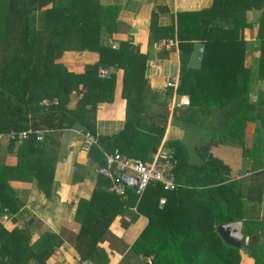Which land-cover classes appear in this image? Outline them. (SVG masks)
<instances>
[{"label": "trees", "instance_id": "trees-1", "mask_svg": "<svg viewBox=\"0 0 264 264\" xmlns=\"http://www.w3.org/2000/svg\"><path fill=\"white\" fill-rule=\"evenodd\" d=\"M243 1L214 0L208 9L178 16L176 27H167L165 33L167 38L178 40L180 73L175 93L187 95L189 99L187 105L178 108V116L202 129L215 131L219 141L240 144L244 143L246 123L255 121L254 149L264 155V100L261 98L256 104L249 102L252 71L244 64L248 49L244 29L250 26L245 14L250 8H261L257 34L260 56L256 66L262 76L264 5ZM116 12L117 7H104L97 0H0V132L29 128L47 131L42 140H37L32 133L16 144L15 166L0 165V189L3 190L0 197L7 196L16 203L9 181L32 178L38 190L49 197L55 155L48 142L56 148L54 135L74 124L95 136L96 143L88 151L98 167L105 164L106 153H122L123 145L127 154L134 147L138 152L155 151L160 145L169 111L166 102L157 101L156 106L161 110H155L153 101H145L146 55L131 40L120 42L118 48L100 41L102 32L115 29ZM155 18L151 17L150 38L157 32ZM197 42L204 45L202 64L191 67L189 59ZM74 49L97 51L99 60L85 65L84 71L78 74L56 63L65 50ZM15 66L19 69L16 72L12 69ZM112 66L123 69L126 122L116 135L98 137L96 107L101 102L112 101L115 88V74L100 77L98 71ZM29 81L34 84L29 85ZM167 90L169 100L174 90ZM73 91L77 98L71 105ZM44 98H56L58 103L42 105ZM151 99L156 97L152 95ZM14 144L9 141L4 151L12 152ZM210 145L201 149L208 150ZM165 147L177 160L173 175L179 186L165 190L160 183H153L139 199L127 191L131 204H136L138 212L145 213L149 219L132 246L137 254L150 257V262L144 264H264V246L258 244L260 233L246 231L244 249L240 250L225 244L215 230L217 225L243 218L245 224L250 223L240 209V203L247 198L238 193L227 197L225 194L232 184L224 183L223 176L210 179L208 187H196L187 172L190 168L198 171L210 168L221 173V168L225 172L229 168L211 155L206 164L191 166L188 151L178 139L166 141ZM242 152L249 153L245 148ZM127 157L145 160L139 154ZM81 169L80 165L74 169L73 182L80 180L77 174ZM98 175L109 183L107 178ZM162 196L166 197V203L159 207ZM263 199L264 194L260 192L256 202ZM82 202L78 201L76 209L79 222ZM5 210L6 203L0 198V263L46 264L60 244L57 234L45 231L31 242L27 225L23 229H5L1 219ZM113 220V214L101 212L91 228L86 223L88 220L82 221L74 242L82 260L99 262L102 250L97 245L105 238Z\"/></svg>", "mask_w": 264, "mask_h": 264}, {"label": "crops", "instance_id": "crops-1", "mask_svg": "<svg viewBox=\"0 0 264 264\" xmlns=\"http://www.w3.org/2000/svg\"><path fill=\"white\" fill-rule=\"evenodd\" d=\"M97 2L104 7H117L114 16L115 29L111 32H102L101 43L107 42L112 48H118L120 42L131 40L138 45L139 52L147 57L144 68V76L147 79L145 101L148 103L153 101L155 106L153 105L152 108L155 110H161L156 106L157 101L166 102L169 115H174L173 118H168L162 141L172 139L181 141L188 151V162L193 167L206 164L207 157L211 155L229 168L228 172L221 168V173L210 168L203 171L190 168L187 172L196 187H208L211 185L208 184L210 179L223 176L224 183L232 184L225 194L227 197L232 198L233 194L237 193L246 197L247 200L240 203L242 205L240 209L244 212L245 218H249L251 222L245 224L244 218L241 219L243 244L246 242L244 238L246 231H250L260 233L258 244L264 246V199L256 202L260 192L264 194V155L254 149L256 122L246 123L243 144L219 141L215 131L202 129L182 120L178 116V108L185 105L171 108V97L168 100L167 85L171 81L178 80L180 61L178 40L167 38L165 30L172 25L176 27L178 16L185 17L183 14L208 9L214 0H97ZM238 2L244 3L243 0ZM249 3L264 5V0H250ZM262 11L261 8H250L245 14L250 26L244 29V38L248 47L244 64L252 71L248 100L253 104L258 103L261 98L264 100V71L260 76L256 66V60L260 56L258 21ZM151 17H156L154 26L157 32L153 34V38H150ZM1 34L5 36V33L1 32ZM98 60L97 51L74 49L65 50L56 63L78 74L84 71L85 65L96 63ZM12 69L15 72L19 70L16 66ZM104 69L108 71V75L115 74V88L112 101L101 102L96 107L95 133L98 137L116 135L124 129L126 122V100L122 96L123 69L114 66ZM33 84V81H29V85ZM152 95L156 100L151 99ZM76 98L77 94L73 91L70 98L71 105ZM78 128L79 125L74 124L54 135L56 138L54 141L58 143L56 148L48 142L55 155L49 197L38 190L36 180L33 178L30 181H9L17 200L15 203L7 196L0 197L6 203V214L1 218L3 226L10 231L14 228L23 229L27 225L31 242H35L45 231L57 234L60 244L55 247L46 264H92V261L81 259L74 246L75 237L82 221L88 220L86 223L91 228L99 213L113 214L114 220L109 226L108 233L97 245L102 252L99 262L95 261L96 264H144L150 257L137 254L132 246L147 226L149 219L145 213L138 212L136 204H131L130 193L126 192L125 195L116 197L111 194L109 183L97 173L96 161L90 157V152L83 148L81 140L77 137L75 131ZM8 142L6 139L0 141V149H3L0 153V165L15 166L17 145L14 144L12 152L4 151ZM210 143L208 150L201 149ZM124 146L121 150L125 156L139 154L145 160H149L153 152L147 149L138 152L134 147L133 151L127 154ZM243 148L249 153L244 155ZM77 165L82 167L79 175L77 174L80 180L73 182L72 174ZM1 191L3 190L0 189ZM160 198L166 199L165 196ZM79 200H84L80 207V222L76 217Z\"/></svg>", "mask_w": 264, "mask_h": 264}, {"label": "built area", "instance_id": "built-area-1", "mask_svg": "<svg viewBox=\"0 0 264 264\" xmlns=\"http://www.w3.org/2000/svg\"><path fill=\"white\" fill-rule=\"evenodd\" d=\"M111 43V41L108 40ZM100 77H106L108 71L100 68L98 71ZM178 80L168 83V88H172L173 94L170 98L171 108L175 106L187 105L189 99L187 96H179L175 93ZM56 98L49 100L44 98L41 100L42 105L57 104ZM46 130L25 129L20 131H10L0 133V141L6 139L20 144L27 139L30 134L34 133L37 140H42ZM77 137L81 140L83 148L89 150L96 143L95 136L88 130L79 127L76 131ZM106 162L97 168V173L105 177L109 181V190L117 195H125L127 191H131L139 199L145 189L153 183H160L165 190H174L179 186L173 178V170L177 164L169 150L165 147V142H161L158 148L150 154L149 160L140 158H130L122 153L115 151L105 155ZM166 203L165 198L159 199V206ZM150 262V258L147 259Z\"/></svg>", "mask_w": 264, "mask_h": 264}, {"label": "water", "instance_id": "water-1", "mask_svg": "<svg viewBox=\"0 0 264 264\" xmlns=\"http://www.w3.org/2000/svg\"><path fill=\"white\" fill-rule=\"evenodd\" d=\"M204 45L195 43L189 59V66L200 67L202 64ZM216 232L219 234L223 242L229 246L243 250V234L242 221H232L215 226Z\"/></svg>", "mask_w": 264, "mask_h": 264}, {"label": "rangeland", "instance_id": "rangeland-1", "mask_svg": "<svg viewBox=\"0 0 264 264\" xmlns=\"http://www.w3.org/2000/svg\"><path fill=\"white\" fill-rule=\"evenodd\" d=\"M169 116H170V115H169ZM173 117H174V115H173V116L171 115V116L169 117V119H171V118H173Z\"/></svg>", "mask_w": 264, "mask_h": 264}]
</instances>
